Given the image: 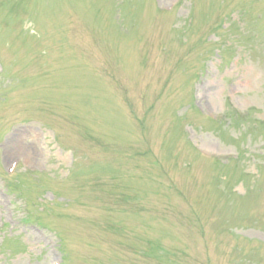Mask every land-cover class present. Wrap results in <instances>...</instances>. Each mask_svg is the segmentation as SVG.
<instances>
[{
	"label": "rangeland",
	"instance_id": "rangeland-1",
	"mask_svg": "<svg viewBox=\"0 0 264 264\" xmlns=\"http://www.w3.org/2000/svg\"><path fill=\"white\" fill-rule=\"evenodd\" d=\"M0 264H264V0H0Z\"/></svg>",
	"mask_w": 264,
	"mask_h": 264
}]
</instances>
